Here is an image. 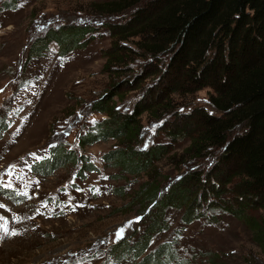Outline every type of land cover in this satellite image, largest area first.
Instances as JSON below:
<instances>
[{"label":"rangeland","instance_id":"obj_1","mask_svg":"<svg viewBox=\"0 0 264 264\" xmlns=\"http://www.w3.org/2000/svg\"><path fill=\"white\" fill-rule=\"evenodd\" d=\"M9 1L0 0V116L8 123L0 134V264H142L162 244L174 251L171 264H264L249 227L264 218V208H245L246 222L237 217L232 192L240 178L221 160L220 150L194 158L186 151L188 137L180 135L176 141L170 138L172 131L168 133L175 119L184 125L190 119V126L195 111L215 114L208 105L209 88L195 91L190 85L167 92L162 121L154 112L141 115L142 143L136 149L166 147L149 173L132 175L105 159L127 148L123 137L78 144L83 126L103 118L93 103L113 91V85L123 83L122 100L113 99L122 114H130L146 87L160 78L145 100L168 85L173 74L164 71L170 56L162 57L160 65L139 57L142 37L133 33L135 17L148 18L158 0H142L121 12L101 11L99 6L112 0ZM129 25L119 33L118 27ZM65 26L96 31L86 36V48L66 56L59 55L54 43H45L42 51L43 44L37 43L46 33ZM122 57L123 62H116ZM175 69H182V64ZM134 77L140 82L129 88L127 82ZM57 144L84 157L93 170L83 173L79 163L70 161L48 174L34 171ZM194 175L203 186L196 187L191 198L202 215L189 224L182 220L183 209L160 212L140 194L152 183L163 195L179 181L187 188L192 182L185 178ZM156 218L158 230L141 256L120 259V254L110 252L114 243L131 246Z\"/></svg>","mask_w":264,"mask_h":264},{"label":"trees","instance_id":"obj_2","mask_svg":"<svg viewBox=\"0 0 264 264\" xmlns=\"http://www.w3.org/2000/svg\"><path fill=\"white\" fill-rule=\"evenodd\" d=\"M11 1L18 3L20 0ZM140 1L112 0L99 8L102 12H121ZM157 4V9L148 18L142 20L139 15L135 17L137 28L133 33L142 37L137 44L139 57H150L160 65L162 57L170 56L164 71L167 76L173 74L168 85L148 100H145L146 94L150 97L161 78L155 85L146 87L144 96L136 101L130 114L120 113L115 107L117 102L113 100H122L119 90L123 83L113 85V91H108L93 103V110L103 118L83 126L78 144L84 147L123 137L127 148L108 153L105 159L120 165L122 171L132 175L149 173L155 170L154 163L161 159L166 147L157 144L159 146L155 148L136 149L142 143L141 115L154 112L156 120L162 121L161 112L167 110V92H177L190 85L195 91L209 88L208 105L215 114L195 111L190 117L195 116L196 120L191 121L190 126V119L186 125L175 119L168 133L172 131L170 138L175 136L176 141L180 135L188 137L186 151L191 152L194 158L210 149L220 150L221 160L230 164L235 178H240L239 185L232 192L237 207L232 212L246 222L245 208H264V0H158ZM130 27H118V31L122 33ZM91 31L96 29L59 27L47 32L37 44H43V51L47 48L45 43H54L59 55L66 56L74 50L86 48V36ZM125 58L116 59V62L121 63ZM177 63L182 64V69H175L174 72ZM179 72L181 75L177 76ZM139 82L140 79L134 77L127 84L133 88ZM5 120L1 115L0 134L7 130ZM182 124L186 127H181ZM188 128L192 131L189 132ZM70 161L79 163L83 173L93 170L84 157L65 149L62 144L50 147L45 157L33 168L41 174H48ZM185 179L192 182L187 188H182L185 181H179L163 195L158 184L152 183L147 184L140 194L143 199L159 206L160 212L171 208L183 209L182 220L189 224L202 215L195 197L191 198L196 196L194 189L200 188L202 182L197 175ZM217 185L219 188L218 182ZM212 191L216 192L215 188ZM15 196L18 199V195ZM158 222V218L151 221L131 246L124 241L114 243L110 246V252L120 254V259L128 256L138 258L149 246L152 233L158 230ZM249 227L264 256V218L252 222ZM162 257L166 259L159 261ZM174 258L171 246L162 244L142 264H171Z\"/></svg>","mask_w":264,"mask_h":264},{"label":"snow or ice","instance_id":"obj_3","mask_svg":"<svg viewBox=\"0 0 264 264\" xmlns=\"http://www.w3.org/2000/svg\"><path fill=\"white\" fill-rule=\"evenodd\" d=\"M122 232H123V229H121V232H120V233H118L117 235H121V234H122ZM13 235H15V233H13Z\"/></svg>","mask_w":264,"mask_h":264}]
</instances>
